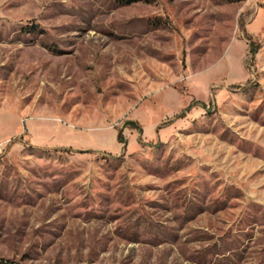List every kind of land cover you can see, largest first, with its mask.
Here are the masks:
<instances>
[{
  "label": "rangeland",
  "instance_id": "obj_1",
  "mask_svg": "<svg viewBox=\"0 0 264 264\" xmlns=\"http://www.w3.org/2000/svg\"><path fill=\"white\" fill-rule=\"evenodd\" d=\"M0 148V264H264V0H0Z\"/></svg>",
  "mask_w": 264,
  "mask_h": 264
},
{
  "label": "built area",
  "instance_id": "obj_2",
  "mask_svg": "<svg viewBox=\"0 0 264 264\" xmlns=\"http://www.w3.org/2000/svg\"><path fill=\"white\" fill-rule=\"evenodd\" d=\"M2 145V144H1ZM1 149V148H0Z\"/></svg>",
  "mask_w": 264,
  "mask_h": 264
},
{
  "label": "trees",
  "instance_id": "obj_3",
  "mask_svg": "<svg viewBox=\"0 0 264 264\" xmlns=\"http://www.w3.org/2000/svg\"><path fill=\"white\" fill-rule=\"evenodd\" d=\"M130 1V0H129Z\"/></svg>",
  "mask_w": 264,
  "mask_h": 264
}]
</instances>
